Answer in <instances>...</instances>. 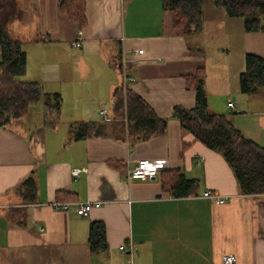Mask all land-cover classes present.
<instances>
[{
    "label": "crops",
    "instance_id": "obj_1",
    "mask_svg": "<svg viewBox=\"0 0 264 264\" xmlns=\"http://www.w3.org/2000/svg\"><path fill=\"white\" fill-rule=\"evenodd\" d=\"M13 1L16 15L7 8L0 18L26 52L17 80L58 93L61 107L46 114L40 104L0 127V264H222L228 253L234 264H264L263 195L241 193L222 154L195 141L172 115L174 106L194 105L185 77L201 69L209 109L264 146V86L243 94L239 85L246 54L264 57V33L246 32L242 18L213 0H202L198 32L176 27L161 0H85L82 28L61 12V0ZM79 30L81 46L73 47ZM122 54L131 56L127 71L135 78L124 89ZM125 89L166 119L164 131L129 135L125 105L115 108ZM100 109L112 121H103ZM93 121L105 125L103 135L75 138L79 123ZM143 158L166 159L168 168L155 180L128 181L127 168ZM174 173L194 179L188 195L162 187ZM28 177L32 195L21 190ZM206 191L227 200L204 197ZM58 192L101 205L87 216L56 210ZM91 222L104 224V250H90Z\"/></svg>",
    "mask_w": 264,
    "mask_h": 264
},
{
    "label": "trees",
    "instance_id": "obj_2",
    "mask_svg": "<svg viewBox=\"0 0 264 264\" xmlns=\"http://www.w3.org/2000/svg\"><path fill=\"white\" fill-rule=\"evenodd\" d=\"M213 3L223 8L228 16L242 18L246 32L264 33V0H213ZM59 6L61 12L66 13L80 28L86 24L85 0H61ZM161 6L174 12V25L184 32L192 29L198 32L202 28V0H161ZM14 7L13 0H0V8H8L10 17L16 15ZM182 19L185 21L183 24ZM25 68L26 52L21 48V42L8 34L0 18V127L11 125L33 106L40 104L46 114H55L60 110L61 97L58 93L44 92L35 81L17 80ZM185 79L186 85L195 90V103L190 108L174 106L173 117L192 133L195 141L222 154L236 177L241 193L261 194L264 198V146L244 137L228 115L209 109L201 69L186 75ZM239 85L243 94H250L264 86V57L246 54ZM120 94L116 95L115 108H124L125 105L129 135L147 139L165 130L166 119L160 118L140 96L129 89H125L123 100ZM104 132L105 125L102 123L81 122L74 135L79 138L87 134L99 136ZM109 163L113 166L118 164L115 161ZM194 182V179L174 173L162 178V187L178 198L188 195ZM21 190L26 195H32L34 179L26 178L21 183ZM62 195L64 193H56V199L63 200ZM88 230L90 250H104L107 246L104 224L91 222Z\"/></svg>",
    "mask_w": 264,
    "mask_h": 264
},
{
    "label": "built area",
    "instance_id": "obj_3",
    "mask_svg": "<svg viewBox=\"0 0 264 264\" xmlns=\"http://www.w3.org/2000/svg\"><path fill=\"white\" fill-rule=\"evenodd\" d=\"M82 32L78 31L77 37L74 41L70 42V45L73 47H80L82 43ZM142 53V49H138L137 51H133L131 56L139 55ZM130 56V57H131ZM128 58L126 54H122L118 59L119 71L122 77V87L123 89L128 86L129 83L135 81L133 76H130L128 73V65L131 61V58ZM227 106L229 108H233V100L229 99L227 102ZM99 114L102 117L103 121L110 122L112 121L111 117H108L105 109H100ZM202 160V157H201ZM168 168V160L166 159H139L132 166L128 167L126 171V179L128 181L132 179H142V180H155L159 177L161 171ZM80 172L79 169H72L73 175H78ZM204 197L217 199L219 202L223 203L227 200V197L219 196L211 191L204 192ZM101 205V201H69V200H54L52 202V206L56 210H67L69 208H73V210L80 216H87L92 208H97ZM122 250L125 249V246L122 245ZM129 250H132L129 247ZM236 262V258L233 254H225L222 257V264H234Z\"/></svg>",
    "mask_w": 264,
    "mask_h": 264
},
{
    "label": "rangeland",
    "instance_id": "obj_4",
    "mask_svg": "<svg viewBox=\"0 0 264 264\" xmlns=\"http://www.w3.org/2000/svg\"><path fill=\"white\" fill-rule=\"evenodd\" d=\"M2 11H3V10L0 8V14L2 13ZM181 22H182V24H183L185 21H183V19H182ZM20 77H21V76L17 77V79H19ZM33 107H36V106H33ZM33 107H32V108H33ZM37 107H38V105H37Z\"/></svg>",
    "mask_w": 264,
    "mask_h": 264
}]
</instances>
